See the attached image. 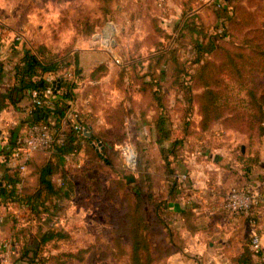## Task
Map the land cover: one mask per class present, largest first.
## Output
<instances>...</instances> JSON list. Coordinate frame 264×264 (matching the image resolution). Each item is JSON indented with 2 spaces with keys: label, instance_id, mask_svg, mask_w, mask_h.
<instances>
[{
  "label": "trees",
  "instance_id": "1",
  "mask_svg": "<svg viewBox=\"0 0 264 264\" xmlns=\"http://www.w3.org/2000/svg\"><path fill=\"white\" fill-rule=\"evenodd\" d=\"M231 1L225 0V4L219 5L216 13V17L224 18L218 28L221 30L220 37H224V39L227 36L232 37V30H228V26L224 22L225 20L233 21L229 14V8L232 6ZM247 4L251 7L246 6L247 10H243L246 11V14L264 17V0H253ZM93 26L94 24L84 22L83 29L78 31L83 37H86L92 34ZM195 48L197 53L218 55L219 58L203 60L197 57L196 68L193 72L188 73L184 70V62L180 58L174 54L167 58V54L160 51L147 58L149 60L147 71L138 78L141 79L138 82L142 99L146 101L147 107L151 106L155 110L153 119L160 131L161 139L171 143V148L166 152L163 151V157L166 159H168V154L173 155L174 159H182L181 154L186 137L204 133L217 124L226 130L246 135L251 147L264 136V22L245 26L244 32L239 38L223 40L220 45L215 43L213 37H210L206 44L196 40ZM70 51L71 49L67 47L58 52H51L44 43L34 44V50H25L20 62L14 67V84L8 88L5 94L0 95V109L5 106L6 99L15 103L24 97L26 92L40 91L55 83L54 93L59 92L61 98L54 102L53 115L57 118L58 124L61 120L60 117H64L68 109L66 101L74 98L76 85L74 77L64 76L68 72L66 57ZM75 62L77 63V59ZM165 64L173 65L172 71L167 74L166 79L172 78L171 88L177 89L175 95L178 98L174 102V111L180 122L177 127L168 123L167 113L170 102L165 94L169 88L166 90L162 88L165 74L161 69ZM102 70H106L104 65L99 66L96 71ZM125 72L123 66L119 71L120 85L122 86V77ZM45 73L55 74L56 77L47 81L43 78ZM76 73L75 69L74 74ZM146 76L148 79L145 78ZM93 90L100 93L98 85L94 86ZM178 93L181 94L180 98ZM43 111L51 116L49 111ZM193 112L199 117L197 122L191 118ZM140 113L139 117L135 116L132 108L125 107L122 102L105 108V120L113 127L110 136L102 130L91 134L89 128L83 124L80 118H77L82 130L79 132L74 129L67 130L64 143L61 146H56L51 154L55 155L59 164L64 167L66 166V155L74 150H83L90 162L113 168L117 161H120L119 150L116 149L115 144L124 140L125 136L121 131L125 126L127 116L140 135L143 133L142 126L146 124L145 111L142 110ZM39 120L46 121L40 118L35 119L33 114L27 121ZM16 133L18 132L12 133L14 136L13 146ZM109 138L113 140L110 141ZM253 158L250 160L253 161ZM136 160L134 171H130L121 178L113 174L110 182L96 185L99 195L98 205L102 213L108 216L107 223L110 232H113L109 235L111 239H114L116 246V250L112 249L116 251L113 264H121L120 261L125 257L127 264H166L167 259L182 247L180 238L182 227L173 229L164 221L167 203L175 197L176 183H172L166 194L158 193L156 188L159 185V177L149 173L143 166L137 170L138 152ZM55 170L56 168L50 161H44L37 168V186L32 192L33 195L27 196L25 200L21 199L30 212L37 211L36 202L41 199L42 192H45L47 197L52 195L65 199L72 197L73 178L64 174L60 187H56L50 178ZM174 170L170 164V169L166 171L170 179ZM9 172L4 178L2 192L6 198L16 195V185L20 181L19 174H21L15 170ZM167 195L168 198H166ZM148 213L151 215V219L146 217ZM29 216L26 218L29 219ZM193 217L194 213L190 207L181 212V220L186 222L184 226L188 225L191 229L194 227ZM16 221L15 218L13 228H16ZM53 225L52 222V227L45 232H40V236L37 235L33 239L32 243H35V248H28L31 245L24 241L21 257H26L30 264H47L49 260H52L53 264H68L71 259L84 261L86 264H111L102 259L106 252L101 251L100 248L93 252L94 247L92 246L76 250L68 249L57 254L51 253L52 250L59 249V242L65 243L69 239L66 231ZM165 238L168 239V242H164ZM14 240H19L17 235ZM31 251L32 255L28 256ZM95 253H98V257L93 259ZM240 256L238 264H252L253 257L249 247H245Z\"/></svg>",
  "mask_w": 264,
  "mask_h": 264
},
{
  "label": "crops",
  "instance_id": "2",
  "mask_svg": "<svg viewBox=\"0 0 264 264\" xmlns=\"http://www.w3.org/2000/svg\"><path fill=\"white\" fill-rule=\"evenodd\" d=\"M18 16L16 12L10 10L8 14L5 13L0 17V95L5 94L8 88L14 84V67L20 62L25 50H34V44L44 43L49 51H59V49L55 50L54 47H51L46 40L39 38L37 33L32 35L33 21L30 20V14L26 15V21L19 25ZM40 25L38 24V27H41ZM18 32L20 33L19 36L13 40V35ZM115 58L111 57L110 50L99 47L97 41H93V45L88 46L83 39L79 40L77 47L73 48L66 57L67 69L76 83L74 98L66 101L68 105L66 112L77 114L83 124L89 128L91 134L102 130L110 136L113 127L105 120V108L122 102L125 107L132 108L135 116L139 117L140 112L145 111L146 124L142 126L143 133L140 136L142 143H154L161 147L166 143V147L169 146L168 141L161 139L160 131L155 125L153 119L155 110L151 106L147 107L146 101L141 97L138 82L141 79L138 78L142 77L145 72L137 76L139 73H133L127 66L125 67L127 71L122 77L124 90L113 87L111 81L114 80L116 83L120 80L118 74L117 77H114L113 64ZM75 59H77V63ZM141 63L145 64L141 66V70H146L149 60L146 59L145 62ZM101 65H104L106 70L96 71ZM75 69L76 74H74ZM55 77L56 75L52 73L43 74V78L47 81H51ZM145 78L148 79L147 76ZM96 85L99 86L100 93L93 90ZM125 87H127V91H125ZM30 98V93L26 92L25 96L15 103L6 99L4 101L5 106L0 109V181H2L0 186V244L4 241L12 243V247L9 249L0 247V264H30L26 257H21L24 241L31 245L28 248H35V243H32L33 239L37 235L40 236V232H45L52 227V222H57L59 225L53 226L66 231L70 240L65 243L59 242V249L52 250L51 253L57 254L68 249L76 250L86 247L73 244L75 243L72 241L74 240L73 233L68 231L65 226L68 218L61 211L54 212L56 220L49 222L48 226L44 227L42 224L39 226V222H36L35 228L32 226L35 220L32 218L22 220L20 215L15 216L17 217L16 228H13L15 220L10 221L11 216L5 214V200L7 198L2 195V192L5 183L4 178L7 172L11 171L7 168L5 156L13 148L14 136L12 133L18 132L28 122L29 115L25 111V107L30 104ZM174 105L173 102L169 103V112L174 111ZM194 115L197 120L192 119L197 122L199 117L197 114ZM60 119L57 124L56 117H48V120L54 122L58 127L63 126V117ZM171 125L173 127L180 125L177 117ZM109 140L113 139L109 138ZM156 157L162 160L163 156L158 151ZM167 157L172 160L171 167L175 169L171 181L165 179L168 176L167 170L147 171L159 177L160 186L156 188L158 193H167L172 183H176L175 197L168 201L167 208L177 219V222H180L181 212L185 208H192L194 213L192 221L199 228V232L186 237L187 248L185 251L190 256L195 255L196 257L189 258L184 253H179L171 257L167 264H198L196 258L201 259L203 257L204 264H226L229 263L231 256L241 255L244 248L249 247V243L246 241L247 237L248 239L250 237L251 226L247 219L231 216L218 207L222 196L234 185L247 186L258 194V204L253 215L257 220L261 243L264 247V136L251 147L246 135L226 130L217 124L204 133L187 136L181 154L182 159H174L173 155L169 154ZM250 158H253V161ZM87 160L83 150L78 151L76 162L80 163V167L84 165L83 161L86 162ZM44 161H50L56 168L50 178L56 187H60L63 175H68V173L66 170H62L64 167L59 164L55 155L37 152L32 156L28 165L31 164L37 170ZM2 168L5 170L1 171ZM36 170L33 177L35 184L32 192L37 186ZM181 173L188 175L190 182L188 186H182L177 182L176 176ZM69 177L72 178V176ZM18 187L17 184L16 188ZM72 187L73 193L80 190L83 195L90 190L83 186L79 187L74 183V180ZM36 203L37 206L51 204L52 207L56 204L57 210H60V207H74L77 210L81 206H89V209L92 208V214L89 215L91 219L89 220H93L92 217L99 213L104 218L106 217V222L108 221V216L102 213L97 199L92 202V200L83 197L80 200L73 198V196L69 199L53 195L47 197L46 193L42 192L41 199H38ZM89 216L87 215L88 218ZM18 218L20 222L22 221L21 224ZM76 220L79 218L76 217ZM16 235L19 240L15 241ZM31 255L32 251L28 253V256ZM253 261L255 264H261L255 257H253ZM47 264H53V261L49 260ZM68 264L86 263L71 259Z\"/></svg>",
  "mask_w": 264,
  "mask_h": 264
},
{
  "label": "rangeland",
  "instance_id": "3",
  "mask_svg": "<svg viewBox=\"0 0 264 264\" xmlns=\"http://www.w3.org/2000/svg\"><path fill=\"white\" fill-rule=\"evenodd\" d=\"M252 1L253 0L231 1L232 6L229 8V14L232 16L233 21L229 22V20H225L224 22L226 26H228V30H232V37L227 36L225 39L224 37H220L221 30L218 29L224 18L216 17L219 5H224L225 0H0V17L5 15V13L8 14L10 10L11 12L14 11L19 15V25L24 23L26 21V15L30 14V20L33 21L32 35L37 33L39 38L46 40L51 47H54L55 50L59 49V51L67 47L73 50V48L77 47L81 39H83L88 46L93 45V41H97L99 47L110 50L111 57H116L115 60L117 59L119 61L116 62L114 60V77H117V74L119 75V71L123 66H129V70L135 74L139 73L137 76H140V73L143 74L142 72L147 71V69L144 71L141 70V66L145 65L141 62H145L147 58L154 56L160 51H164L167 54V58H169L171 54L180 58V60L184 62V70L191 73L197 66V63H195L197 57L203 60H217L219 58L218 55L213 56L207 53H197L195 48L196 40L206 44L208 39L213 37L215 43L220 45L223 40L239 38L244 32L245 26H250L253 23L259 24L261 21L264 22L263 16L259 15L254 17L251 14H246V11H243L247 10L245 9L246 6L251 7L247 2L251 3ZM84 22L94 24L92 34L86 37H83L78 31L79 29H83ZM38 24H41V27H38ZM107 33H111V35L108 43H104V39L107 38ZM19 34V32L14 34L13 40H16ZM94 44H96V42H94ZM148 64L149 63H147V66ZM172 68V64H165V66L161 68L162 72L165 74V79L162 80V88L165 90L169 88V91L165 95H167L169 102L174 103L176 102V98H178L176 97L177 95H175L177 89L175 87L171 88L172 78L168 77L166 79L167 74L172 71ZM118 82L119 80L116 81V83L114 80L111 81L113 87L124 90V87L120 85L121 80L119 84H117ZM125 91H127V87H125ZM178 95L180 98L181 94L178 93ZM194 114L193 112L191 118L197 120ZM167 116L168 123L172 124L177 117V113L171 111L167 113ZM127 119L130 120L129 116H127ZM130 122L132 121L130 120ZM121 132L124 136L125 126ZM132 133L133 143L139 154L137 170H140L142 166L146 170L170 169L172 160H168L164 157L160 160L159 157H156V152L159 151L163 156V151H168L171 148V143H169L167 147L166 143H164L162 147L154 143H142L140 132H138L134 126L132 128ZM119 144L120 143L116 142V149H118L117 146ZM167 163H169V165H166ZM83 164V166L78 168H74L72 165L67 164V166L63 168L69 176H72L76 185L90 189L86 194L84 193V195L80 190L72 194L73 198L79 200L82 197L84 199L88 198L92 200V202H94L95 199L98 200L99 195L96 185L110 182L111 175L113 174L121 178L123 175L130 172L129 169H125L121 166L120 161H117L113 168L104 167L100 165V163H93L89 160L86 162L83 161ZM2 170L5 169L2 168L1 171ZM35 170L36 168L29 164L25 172L19 174L20 181L18 183L19 187L17 188L16 195L5 200V214L11 216L10 221H14L15 218L17 219V217H15L16 215H20L22 220L30 215L29 219L32 218L35 220V223H32L33 228H35L36 222H39V226L42 224L45 227L49 225V222L56 220L54 212L61 211L62 214L68 218L66 220L67 222H65V226L68 231H72L73 233L72 236H74V240L72 241L75 242L73 244L78 246L81 245L82 247L92 246L94 247L93 252H95L97 248H100L101 251L106 252L102 259L113 264L115 261L114 253L116 251L112 249L115 248L116 250V246L114 245V239L109 237L113 232H110L111 230L109 224L106 222V217L104 218L101 214H95L94 212L95 215L92 217L93 220H89L91 219L89 215L92 214L91 207L89 209V206H81L77 210L74 207H60V210H57L56 206L52 207L49 203L50 205L36 206V212H30L29 209L25 207L24 201H21V199L25 200L27 196L33 195L32 189L35 184V179L33 178ZM11 171L8 172L11 173ZM165 179L168 180L170 177L167 176ZM171 180L172 179L168 181ZM159 186L160 183L157 187ZM34 191L35 190H33V192ZM164 193L166 194V192ZM45 207L47 209H45ZM165 209L164 221L166 224L173 229L182 227L180 232L182 247L167 259L166 264L171 257L179 253H184L189 258L196 257L195 255L190 256V254L185 251L187 248L186 237L187 235H193L199 232V228L195 226L194 223L192 229L188 225L184 226L186 222H182L181 215L180 222H177V219L173 217L171 211L168 208ZM76 217L79 218V220H76ZM146 217L151 219L149 213L146 214ZM21 223L22 221L20 224ZM53 224L56 226L58 223L54 222ZM174 238L176 240L175 234ZM69 240L70 239H68L67 242H69ZM164 242H168V239L165 238ZM246 243H249L248 237ZM107 245L108 247H106ZM97 257L98 253H95L92 258L94 259ZM240 257V255L231 256L229 263L226 264H238L237 261ZM196 259H198V264L205 263L204 257ZM120 263L127 264V258H123ZM252 264H255V262L252 261Z\"/></svg>",
  "mask_w": 264,
  "mask_h": 264
},
{
  "label": "built area",
  "instance_id": "4",
  "mask_svg": "<svg viewBox=\"0 0 264 264\" xmlns=\"http://www.w3.org/2000/svg\"><path fill=\"white\" fill-rule=\"evenodd\" d=\"M162 3V2H160ZM116 62H119L117 59ZM67 78L72 74L68 71L64 74ZM55 83L40 91H32L30 93V104L25 107V111L30 116L34 114L36 109L43 112L47 110L54 117V102L61 100L60 93H54ZM78 116L72 112H66L63 117V126L58 127L54 122L49 121H33L27 122L21 128L15 138L14 146L8 155L5 156V162L9 170H15L24 173L27 169L28 162L37 152L52 153L56 146H61L65 140V131L67 128L74 129L77 132L82 130L79 125ZM133 125L129 119L125 121L124 140L117 147L120 154L121 166L129 171H134L137 164V151L133 143ZM78 151L74 150L66 155V164L80 167V163L76 162ZM177 182L182 186L190 184L188 175L181 173L176 176ZM258 204V194L247 186H231L222 196L218 207L235 217L246 218L251 226V234L249 237V248L252 256L257 258L258 262L264 264V247L261 243V236L257 227L254 209ZM0 247L9 249L12 243L4 241Z\"/></svg>",
  "mask_w": 264,
  "mask_h": 264
},
{
  "label": "water",
  "instance_id": "5",
  "mask_svg": "<svg viewBox=\"0 0 264 264\" xmlns=\"http://www.w3.org/2000/svg\"><path fill=\"white\" fill-rule=\"evenodd\" d=\"M110 30V29H109ZM110 35H111V33H107V38H105L104 39V43H108V41H109V38H110ZM33 117L35 118V119H38V118H40V119H48V115L47 114H45V113H43V112H41V111H39V109H36L35 110V112H34V114H33ZM2 185V181H0V186Z\"/></svg>",
  "mask_w": 264,
  "mask_h": 264
}]
</instances>
